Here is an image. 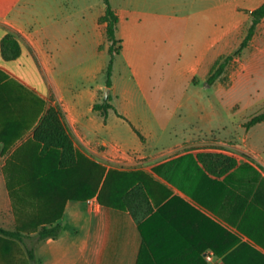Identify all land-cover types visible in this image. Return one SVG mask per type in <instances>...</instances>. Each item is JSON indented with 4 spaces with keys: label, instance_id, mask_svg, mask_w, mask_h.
<instances>
[{
    "label": "crops",
    "instance_id": "crops-1",
    "mask_svg": "<svg viewBox=\"0 0 264 264\" xmlns=\"http://www.w3.org/2000/svg\"><path fill=\"white\" fill-rule=\"evenodd\" d=\"M191 1L192 12L186 16L197 18L196 27L186 25L184 31L196 32V36L187 40V46L192 49L200 44L205 50L240 44L250 24L248 11L264 2ZM104 11L103 0L97 5L91 0H0V42L7 32H14L20 46L14 59H4L0 51V135L5 132L7 140L11 139L4 154L10 155L30 139L41 116L50 106H58L76 149L107 168L144 173L140 177L150 207L138 223L127 209L103 205L96 195L67 198L60 216V234L36 245L32 263L141 264L149 257L155 264V258L160 262L163 256H170L185 264V258L197 256L207 264H225L223 255L215 254L208 244L220 240L222 228L241 240L254 242L249 238L253 236L264 254V170L254 162L260 153L247 144L246 137L243 143L236 142L235 149L247 156L214 146L235 142L236 137H208L201 129L158 149L148 146L145 134L138 131L140 138L132 128L135 138L130 144L107 124L113 108L108 109L105 120L93 109L98 102H94L92 87L75 90L64 83L58 66L66 61L78 39L92 42L95 38L98 45V26H106L99 20ZM116 14L119 24L121 18ZM206 25L212 35H205ZM245 28L244 36L235 39ZM251 45L264 49V17L247 44ZM201 63L198 59L191 62L190 71L196 72ZM22 64L29 66L30 75ZM2 144L0 141V150ZM220 154L235 161L223 172L229 162L222 163ZM134 157L138 160L130 167L111 164L121 158L130 164ZM207 251L215 256L211 262L204 258ZM165 264L177 263L166 260Z\"/></svg>",
    "mask_w": 264,
    "mask_h": 264
},
{
    "label": "rangeland",
    "instance_id": "rangeland-1",
    "mask_svg": "<svg viewBox=\"0 0 264 264\" xmlns=\"http://www.w3.org/2000/svg\"><path fill=\"white\" fill-rule=\"evenodd\" d=\"M91 1L97 5L99 0ZM110 4L121 18L116 36L122 40L120 52L113 57L111 85H106L110 54L105 25L98 26L101 35L98 45L95 38L92 42L78 39L67 53L66 61L58 66L64 83L75 90L92 87L94 102L101 103L108 98L113 109L107 124L115 128L121 140L130 144L135 138L132 128L145 134L148 146L158 149L185 133L201 129L208 137H236L235 142L214 146L247 156L244 151L235 149L246 137L247 144H253L260 153L254 162L264 170V120L249 128L244 125L264 110V49L252 45L244 47L227 62L220 77L208 84L206 78L215 61L232 53L239 43L212 50L200 48V44L189 48L187 40L194 38L196 32H186L184 28L193 24L196 27L197 19L186 16L192 12L191 0H110ZM205 27V35H212L210 28ZM245 32L246 28L235 39L243 37ZM83 35L88 37V33ZM196 59L202 63L192 73L189 66ZM22 65L30 75L29 66ZM100 149L98 144L96 150L100 152ZM8 158L10 155L0 150V226L13 228L15 219L5 182ZM125 160L121 158L110 163L116 167H130L138 159L134 157L130 164ZM249 238L254 242L247 241L253 248L244 254L246 264L253 256L259 258V264H264L261 251L255 245L260 244L259 240L251 235ZM240 258L236 255L232 262L237 264L239 260L240 264ZM0 264L33 263L23 247L13 243L7 258L0 254Z\"/></svg>",
    "mask_w": 264,
    "mask_h": 264
},
{
    "label": "trees",
    "instance_id": "trees-1",
    "mask_svg": "<svg viewBox=\"0 0 264 264\" xmlns=\"http://www.w3.org/2000/svg\"><path fill=\"white\" fill-rule=\"evenodd\" d=\"M103 2L105 11L99 20L106 22L105 35L109 42L107 50L110 54L106 66V85L110 86L113 57L115 53L120 52L122 40L116 36L118 16L115 10L110 0ZM248 13L250 24L244 38L232 53L215 61L206 78L208 84L218 79L224 72L227 62L247 46L256 25L264 17V2ZM0 51L6 60L16 58L20 53L17 34L7 32L1 39ZM110 108H113V105L108 102V98L93 105V109L99 111L104 120ZM116 114L123 118L121 114L117 112ZM263 120L264 110L253 115L244 125L248 128ZM134 131L141 138L140 133L135 129ZM6 135L5 132L0 135V141L3 142L2 152H6L11 146V139L7 140ZM219 157L222 163L226 160L229 162L221 172L235 163L233 159L223 154ZM5 173L15 224L13 228L0 226V254L4 258H7L11 245L17 243L23 247L28 260L34 262L36 245L42 240L56 238L60 234L63 227L60 216L67 198L85 199L96 195L97 200L103 205L127 209L138 223H141V219L148 215L150 210L147 190L140 177L144 176V173L107 168L76 149L62 122V111L58 106H50L34 127L31 138L14 148L10 158L5 162ZM228 234L222 228L220 240L209 242V246L215 254L223 255L225 264H234L232 259L236 255L238 259L241 256L240 264H246L244 256L253 246L247 240H241L239 236ZM227 249L231 250L225 253ZM200 250L201 248L197 249ZM260 253L264 258V254ZM254 257L249 264H259V258ZM160 260L162 264H165L166 260L180 264L179 258L173 260L170 256H163ZM185 261V264H207L197 256L185 258ZM160 262L155 258V264H161ZM141 264L154 262L146 257Z\"/></svg>",
    "mask_w": 264,
    "mask_h": 264
},
{
    "label": "built area",
    "instance_id": "built-area-1",
    "mask_svg": "<svg viewBox=\"0 0 264 264\" xmlns=\"http://www.w3.org/2000/svg\"><path fill=\"white\" fill-rule=\"evenodd\" d=\"M204 258H205V260L211 262L214 260L215 256L211 251H207L204 253Z\"/></svg>",
    "mask_w": 264,
    "mask_h": 264
}]
</instances>
